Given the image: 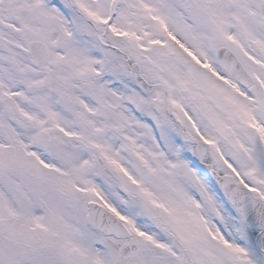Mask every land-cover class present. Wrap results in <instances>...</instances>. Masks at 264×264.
Masks as SVG:
<instances>
[{
    "label": "snow or ice",
    "instance_id": "1",
    "mask_svg": "<svg viewBox=\"0 0 264 264\" xmlns=\"http://www.w3.org/2000/svg\"><path fill=\"white\" fill-rule=\"evenodd\" d=\"M0 264H264V0H0Z\"/></svg>",
    "mask_w": 264,
    "mask_h": 264
}]
</instances>
